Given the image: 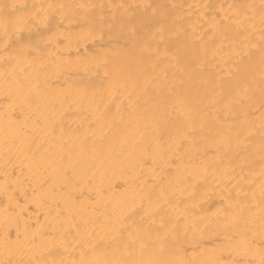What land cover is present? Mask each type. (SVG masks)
Returning <instances> with one entry per match:
<instances>
[{"label":"bare ground","instance_id":"obj_1","mask_svg":"<svg viewBox=\"0 0 264 264\" xmlns=\"http://www.w3.org/2000/svg\"><path fill=\"white\" fill-rule=\"evenodd\" d=\"M0 264H264V0H0Z\"/></svg>","mask_w":264,"mask_h":264}]
</instances>
